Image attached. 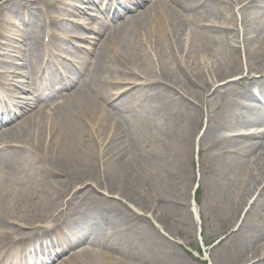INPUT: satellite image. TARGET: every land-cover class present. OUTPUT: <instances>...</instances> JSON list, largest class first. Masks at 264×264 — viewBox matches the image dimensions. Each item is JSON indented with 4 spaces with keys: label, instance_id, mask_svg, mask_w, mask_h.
I'll use <instances>...</instances> for the list:
<instances>
[{
    "label": "bare ground",
    "instance_id": "6f19581e",
    "mask_svg": "<svg viewBox=\"0 0 264 264\" xmlns=\"http://www.w3.org/2000/svg\"><path fill=\"white\" fill-rule=\"evenodd\" d=\"M105 1L106 14L118 0ZM27 2L24 12L27 28L20 36L22 45L17 47L23 62L18 63V57L10 59L14 37L4 36L9 43L0 56V78L21 65L24 70L18 74L36 84L30 76L36 71L37 62L30 58L58 67L54 61L63 56L58 51H63V41L69 38L67 28L62 29V38L53 32L38 36V29L43 24L52 25V9L70 10L75 14L76 3L75 0ZM10 3L12 0H0V25L4 6ZM34 7L39 8L37 14L36 10L31 11ZM234 8L243 25L246 70L240 67ZM64 15L68 16V12ZM58 25L54 23L55 27ZM53 44L59 47L55 54L47 50ZM151 56H155V61ZM109 61L111 66L123 68L111 73L123 71L137 76L132 67L140 71L144 84L135 89L134 101L141 99L138 106L147 110L138 119L139 132L134 128L138 135L131 136L133 143L122 147L115 143L111 157H107V148L110 149L118 135H126L120 129L132 120L121 117L120 112L132 110V103L123 95L109 108L113 83L99 81L102 88L97 87L100 71L111 70V66L106 68ZM234 72L237 80L231 78ZM71 73L67 62L59 66L54 78L52 72H43L45 81L33 87L30 91L33 97L26 96L17 104L21 114L24 113L22 119L0 130V264H29L34 259L38 264L45 256L47 244L52 246L64 239L60 235L66 226L60 227L61 223L56 222L64 207L57 206L34 222L28 233L19 236L20 233H14L13 243L5 246L11 233V215L19 205L27 204L35 210L44 208L50 201H56L54 205L57 203L54 196L63 189L68 194L73 190L68 199L78 201L90 192L80 186L102 177L109 190L125 191L133 202L150 211L154 205L150 200L152 193L163 190L173 173H181L183 161L189 158L193 146L199 148L196 126L203 106L209 122L201 137L207 144V189L226 229L218 242L223 259L220 264H264V0H154L143 13L116 26L103 39L83 83L50 107L48 113L44 103L49 94H38L37 89L45 91V86L57 84L64 75L73 78ZM10 80L17 81L23 88L21 91H26L22 83L27 81L3 77L0 82L3 93L4 86L12 84ZM217 81L222 83L216 86ZM233 84L240 90L238 95L232 91ZM143 87L148 91L144 92ZM254 87H257V96ZM152 90L154 93L147 95ZM257 97L261 99L259 106L249 107L250 101ZM7 98L0 96V118ZM194 101L198 103L195 106ZM228 128L230 136L224 133ZM102 145L103 169L100 170L101 159L96 156V150ZM146 149L152 155V158L144 156L149 161L148 180L143 178L145 172H139L143 170L142 154ZM54 173L64 179L55 178ZM197 174L199 186L203 174L201 171ZM193 214L197 221L198 212L194 210ZM32 217L33 210H30L15 222L29 226ZM89 222L95 224L92 220ZM73 225L88 227L86 223L73 222ZM51 234L60 238L52 242ZM88 235L91 246L77 252L70 262L132 264L121 256H115L116 263H113L108 249L97 243L92 245L96 237Z\"/></svg>",
    "mask_w": 264,
    "mask_h": 264
},
{
    "label": "rangeland",
    "instance_id": "374dc122",
    "mask_svg": "<svg viewBox=\"0 0 264 264\" xmlns=\"http://www.w3.org/2000/svg\"><path fill=\"white\" fill-rule=\"evenodd\" d=\"M152 2H154V0H122L121 2L113 3V7H111V10L106 14L104 11L108 6H106L105 0H90L88 4H84L82 0H75L76 6H73L75 14L71 13L70 10H65L68 12V16L64 15L65 11L63 9H52L51 16L53 20H51V22L53 26L51 24H43L38 29V36L53 32L62 38L64 37L62 29H69V38L63 41L61 47L63 51H58V53L64 57L72 58L68 59L63 58V56H58L54 62L58 65H63L65 62L69 63L72 69L70 75L73 78L64 75L59 79L57 84L45 86V91L41 88L37 89L38 94H49L47 101L44 103L48 113L50 107L60 102L64 96L70 94L83 83V80L88 74L89 66L94 62L95 52L103 42V39L108 36L116 26L118 27L123 24L130 17L143 13ZM27 4V0H12V4L5 5V9L2 11L3 20L0 25V56L4 53L3 49L5 48V44L9 43L6 37L12 35L14 37L12 38L14 43L12 46L14 45V48L10 51V59L18 57V63L21 61L23 62V58L18 56L17 47L22 45L20 36H23L27 28V23L24 22V12ZM66 7L68 8L69 6L67 5ZM50 8H53V5H51ZM35 10V14H37L39 8L34 7L31 9L32 12H35ZM234 14L236 15L235 32H237L240 41L237 45V47L240 48V67L246 70L242 45L243 25L241 24L237 8H234ZM56 22L59 23L58 27L54 26ZM21 28L24 32H22ZM231 35H235V33H230V36ZM45 40H47V38ZM146 46L149 47L148 45ZM58 49L59 47L55 46V44L47 47V50L54 54L57 53ZM151 57L155 61V56ZM30 59L31 61L35 59L37 62L36 71L31 73L32 77L30 76V78L37 81L36 84L32 83L29 77L18 74V72L24 70L21 65H16L14 72L7 71V73H5L6 76L4 75L0 78V81H3V77L4 80L19 78L27 81L22 83L24 84L25 92L21 91L23 88L14 80H10L12 84L6 87L4 86V91L6 90L5 92L8 95V101L6 106L3 107V114L0 118V130L14 126L22 119L24 113L21 114V108H17L19 107L17 104L26 96L33 97L30 91L33 87L45 81L43 79V72H46V70L53 72L52 78L58 74V72L55 73L56 67H53L50 63H45L44 60L40 61L38 58ZM80 63H84L83 66H81ZM44 65H46L45 68ZM107 66H111L110 61L106 64V68ZM119 69L123 70V68H120L118 65H114L111 66L109 73H105V69L103 72L101 70V74H99L101 79H98V83L96 84L97 87L100 86L102 88L99 81L103 82L107 80L113 83V86H111L113 97L111 98V103L108 105L109 108L111 105L117 104L118 100L121 99L123 95H127L129 104L132 103V110L120 112L121 117L132 119L125 125H122V129H120V131L125 132L127 136L120 134L117 136L118 138L116 137L113 139V142L110 144V149L108 150L107 148V157L112 156L111 150L115 147V143L122 147L129 145L133 141L131 136L138 135L137 133L135 134V129L139 132L137 129V125H140L138 119L142 113L147 111L145 108H140L138 106L142 101L141 99H139V101H134L137 98V95L135 96V89L139 88L138 85L144 84V79L140 71L132 67L133 72H135L136 75L138 74L137 76L123 73V71H120L121 73H111L112 70L115 71ZM38 71L40 72L36 73ZM236 76L237 72H234L231 78L237 80L238 78ZM8 82L9 80L6 81V83ZM221 83V81H217L215 85L217 86ZM143 91H148V88L143 87ZM232 91H234L236 95L240 93V90L235 84H233ZM98 92L103 93V90ZM153 93L154 91L152 90L149 91L147 95ZM194 102V106L198 104L197 101ZM249 104V107L254 105L259 106V102L252 100ZM201 112V117L196 126V137L200 138L199 148H197V146L194 148L193 146L189 158L183 161V170L181 173H173L163 190L152 193L150 200L154 205L150 211L137 202H133L126 196L125 191H121L118 188L109 190L103 178L99 177L95 182H86L80 186L83 191L90 190V192L86 197L78 201L68 199V195L73 190L68 194V192L63 189L61 194L55 192L57 195L54 197L57 203L54 205L53 203L56 201H50L44 208L39 210H35L33 206L27 204L19 205L15 213L11 215L12 219L10 220L9 227H11L12 234L10 233L9 240L16 237L14 233H20L17 234V236L28 233L29 229H31L30 226L34 222L45 217L48 213L53 211L55 207L63 206L64 208L57 216L56 222L61 223L60 227L66 226V228H62L63 232H61L60 235V237L64 236V239L58 243H54L52 246H50L51 243L47 244L48 246L45 247L47 249L44 248L45 256L41 257L38 264H42L46 261L47 264H77L74 261L70 262V260H73V257L75 258L77 252L91 246L87 241V239L89 240V233L96 237L95 241H92V245L97 243L101 245V248L104 245L108 249L107 251H109V254L112 255L111 261L113 263H116L115 256H121L132 264H220L223 259L221 244H218V242L223 238L226 229L224 227L225 221L221 218V215L215 211V203L211 199L212 194L207 189L208 183L206 182L207 175L205 172L207 144H204L201 138L209 124L205 106L202 107ZM239 118L240 116L237 120H239ZM133 121L136 123L135 126L133 125ZM224 133L228 136L232 134L229 128L228 131ZM97 139L100 141L99 138ZM102 148L103 145L96 150V156L100 159L103 155ZM149 152V149L143 150L142 168L144 171H139L145 172L143 175L145 180L149 178L146 172L149 161L146 160L144 156L152 158V155L147 154ZM102 161L103 159L100 160V164ZM99 169H103L102 164ZM198 171L202 172L203 180L199 182L198 189L193 196L192 190L193 186L197 184L196 177ZM54 176L61 180L64 179L63 176L57 175L56 173H54ZM153 197L155 198L153 199ZM255 198L256 196H254L250 202H253ZM215 201L218 202L217 199H215ZM151 203H149V205ZM51 205L53 206L49 210ZM30 210H33V217L29 220V226L23 227L20 226L18 222H15L18 221L23 214H29ZM194 210L198 212L197 221L194 219ZM61 218H64L63 222H61ZM90 220L94 221L95 224L90 223ZM73 222H77L78 224L86 223L88 227L86 228L85 225L83 228L76 227L79 228L76 229ZM89 223L92 224V226L89 225ZM81 229L83 230L82 232L80 231ZM51 237L53 238L52 242L60 238L54 237L53 234H51ZM8 245H11V243L5 244V246ZM16 248L20 249L19 246H16ZM35 263L36 259L29 264Z\"/></svg>",
    "mask_w": 264,
    "mask_h": 264
}]
</instances>
